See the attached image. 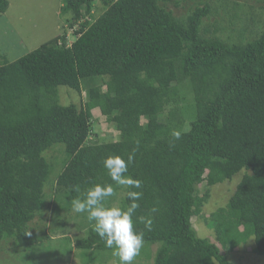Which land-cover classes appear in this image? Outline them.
Here are the masks:
<instances>
[{
  "label": "trees",
  "instance_id": "obj_1",
  "mask_svg": "<svg viewBox=\"0 0 264 264\" xmlns=\"http://www.w3.org/2000/svg\"><path fill=\"white\" fill-rule=\"evenodd\" d=\"M179 1L61 0L60 34L0 64V242L25 249L23 264L38 259L45 231L29 225L36 216L45 223L51 196V222L64 235L72 201L92 184L113 183L102 161L133 151L126 175L142 188L114 184L108 203L124 208L128 191L143 193L133 219L144 244L134 264H233L223 252L251 237L264 256V0L198 1L182 19L167 8ZM8 6L0 0V14ZM212 14L219 18L205 23ZM63 90L83 94L79 104H62ZM94 111L116 139L91 138ZM54 152L59 160L47 157ZM238 174L226 204L204 213L211 188ZM78 214L87 224L75 257L107 264L113 249ZM140 217L152 219L151 230ZM195 221L213 239L200 237Z\"/></svg>",
  "mask_w": 264,
  "mask_h": 264
},
{
  "label": "rangeland",
  "instance_id": "obj_2",
  "mask_svg": "<svg viewBox=\"0 0 264 264\" xmlns=\"http://www.w3.org/2000/svg\"><path fill=\"white\" fill-rule=\"evenodd\" d=\"M7 1L9 6L7 7L6 12L0 14V64L2 62H14L29 52L37 49L41 44L59 35L63 25V18L59 13L61 0ZM198 1L210 2L213 6H215L216 3L215 0H181L179 1V7L175 8L172 4H168L167 8L172 11L174 17L182 19L183 16L188 13L189 9L197 4ZM238 1L242 2V0ZM256 8H258V6H256ZM103 11V5L100 2H97L94 9V16L98 17ZM254 11L257 12V10ZM219 13L222 14L221 11H219ZM248 17H250V15ZM217 18H219L218 15L212 14L210 18L205 19V23L212 24ZM238 27L240 28L241 24L238 23ZM71 33V30L67 29L69 43L73 40ZM60 97V101L64 105L70 103L78 105L83 94L76 95L73 92L63 90ZM94 113L95 119L92 124L91 138L96 140L97 143H104L116 139L117 136L113 125L107 124L104 117L97 113V111H94ZM52 156L58 160L61 157L57 152L47 154L48 158ZM58 169L56 168L54 172L52 171L50 181L44 186L47 196H51L52 192L54 195L56 186L54 175ZM239 181L240 174L235 175L229 182L213 186L210 191L211 196L208 202L211 203L210 205H205L203 212L207 213V209L213 210L217 206L226 204L229 197L235 191ZM51 198L52 199L46 203L47 208L44 209V213L46 214L45 223L36 216L29 225L32 232L34 231L37 233L42 230V232L45 231L46 236L39 249L40 254H37L38 259L32 261L30 264H82L87 260V257L84 256L82 260L77 259L75 257V252L77 253V251L73 250L75 249L73 245L76 239L82 236L86 237V234L84 235L86 230H84L83 226L84 223L87 224V221L85 222L78 213L72 211L70 216L65 217L64 235L59 233L56 230L57 224L53 221L51 222L53 216H55L51 209L54 204V197L51 196ZM114 205L116 206V204ZM194 229L200 237L213 239L211 230L202 222L195 221ZM66 237L70 239V243L72 242L71 244L66 243V240L64 239ZM66 246L71 249L69 254L67 253ZM224 253L227 256L228 261L233 264H264V256L258 255L254 252L253 237H251L245 244L240 245L235 251L229 253L223 252V254ZM22 254H25V249H16L15 251L11 243H8V241L0 242V264H23L24 258L22 257ZM110 257L111 260H109L107 264H116V260L114 259V249L111 252ZM105 260V258L100 256L95 262L92 261V264H105Z\"/></svg>",
  "mask_w": 264,
  "mask_h": 264
},
{
  "label": "clouds",
  "instance_id": "obj_3",
  "mask_svg": "<svg viewBox=\"0 0 264 264\" xmlns=\"http://www.w3.org/2000/svg\"><path fill=\"white\" fill-rule=\"evenodd\" d=\"M180 135L178 131L173 132L175 139H179ZM134 158L135 151L129 153L126 158L119 155L106 157L102 164L113 183L92 184L81 197L72 201L73 212L87 213V219L96 235L103 241L105 247L114 249V255L119 258L120 264H134L144 244V233L135 230L133 219L140 207L138 201L142 198V191L127 192L129 200L127 207L122 208L108 203L109 198L115 194L114 184L129 189L142 188L141 180L126 175ZM72 190L80 192L78 185H73ZM139 219L151 230L153 223L151 218Z\"/></svg>",
  "mask_w": 264,
  "mask_h": 264
}]
</instances>
